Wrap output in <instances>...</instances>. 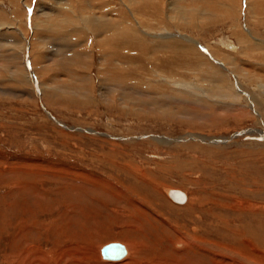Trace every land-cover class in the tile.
Returning <instances> with one entry per match:
<instances>
[{"label":"rangeland","instance_id":"374dc122","mask_svg":"<svg viewBox=\"0 0 264 264\" xmlns=\"http://www.w3.org/2000/svg\"><path fill=\"white\" fill-rule=\"evenodd\" d=\"M57 1L0 0V264H158L169 258L174 241L182 245L183 241L189 243L176 246L182 252V260L188 259L184 264H264V188L261 186L264 184V143H261L264 142V134H261L264 131V52L252 48L243 51L244 46L237 40L241 35L255 42L250 36L253 35L264 42V0H212V9L206 10L213 15L209 17L211 14L206 12L209 18L206 17V21L203 20L206 24L202 25L170 22L163 15L161 19L152 17V20L150 15L143 19L145 26L150 28L148 31H156L151 35L169 32L177 35L175 40L180 39L178 34L188 35L202 46L210 45L219 56L227 53L231 59H237L244 74L249 73L247 78H241L239 94L242 97L235 101L234 117L230 118V114L225 119L226 113L217 112L215 116L222 115L225 120L212 127L209 122L204 125L200 120L194 122V117H201L198 107L188 109L178 102L169 103V106L165 98L154 92L155 95L148 94L151 90L147 85L142 87L140 95L138 92L127 96H123L124 92H120L122 96L115 93L113 97L121 107L125 106V113L115 104L114 107L111 103L112 107L105 105L102 95L108 98L112 95L106 94L98 81L104 69L96 68L97 46L91 60L96 67L72 68L80 75L91 76L94 82L88 83L94 99H85L86 103L79 107L80 103L75 100H69L70 105H58L53 101L46 105L39 90L29 83L12 81L10 73L19 70L11 59L12 52H24L23 62L27 65L28 52L22 47L31 41L32 55L41 56L37 63L41 61L44 66L47 61L43 56L47 51L58 55V43L53 39L66 33L69 38L73 37L71 27L58 28L45 35L50 41L43 45L36 38L44 36L41 30L33 33V19L42 24L45 18L41 14L51 8L56 10ZM69 1L74 5L78 3L66 0ZM166 1L171 2L157 1L160 12ZM199 1L175 0L184 8L208 6V2ZM78 5L82 10V4ZM85 6L89 8L87 3ZM59 9L64 15L65 8ZM56 17L54 13L49 16L50 24L59 23ZM13 31H17L16 35ZM22 36H25L24 44ZM228 41L236 46V51L221 45ZM147 49L141 45L136 51L120 52L125 53V62H128V68L124 69L126 74L132 71L136 77L146 78L145 82L157 86V91L172 93L174 88L170 84L156 79L174 72L171 66L191 68L182 64L187 59L183 60L174 52L152 54ZM74 50L83 53V47L78 46L70 52L71 56ZM219 56L216 58L221 60ZM155 57L162 61L170 59L167 63L171 66L164 64L162 67V61H154ZM194 58L191 55L193 64L196 63ZM84 63L82 65L87 67ZM52 64L51 61V68L40 75L42 85L52 91L57 87L68 89L71 85L74 88L70 92H75L74 79L63 68L52 67ZM213 65L220 71L224 68ZM111 68L105 70L112 73ZM155 68L162 74L155 77ZM26 69L29 72V68ZM178 71L177 74L189 82H195V72L201 73V69L194 73ZM226 72L233 83L229 68ZM28 75L32 76L31 72ZM32 93L37 99H33ZM249 106L257 113L255 118L242 115ZM196 132L220 136L223 142L214 147L197 146L202 144L191 142L192 136H189ZM153 137L166 138L169 143H159ZM176 139L189 141H172ZM165 190L170 194L171 191L190 193L194 203L189 205L192 207L189 212L178 205L186 200L180 201L173 194L170 201L171 196L167 197ZM221 196L228 201L221 200ZM230 197L239 198L240 206L235 200L232 203ZM127 223L134 227L135 233L124 241L120 233ZM113 242L126 247V257L108 260L101 256L100 248ZM180 259L177 256L174 264H183Z\"/></svg>","mask_w":264,"mask_h":264},{"label":"bare ground","instance_id":"6f19581e","mask_svg":"<svg viewBox=\"0 0 264 264\" xmlns=\"http://www.w3.org/2000/svg\"><path fill=\"white\" fill-rule=\"evenodd\" d=\"M157 1L158 0H75V2H78V3H76L77 5L76 4L74 5V3H72L71 1L66 2V0H64V1L58 0L57 1L58 8H56V10H54V9L52 10V8H51V9H48V12L44 11V13H43L44 15L41 14V16L45 18V21H42V24H41V22L38 23L36 21V19H33L34 22L32 21V24H31L33 27L32 28L33 33L37 32V30L38 31L41 30V33L44 34V36L42 35L40 37H36L34 35L33 36L40 39L41 44L47 45L46 42L50 41L49 40L50 37L45 36L46 34L50 33L51 31H54L55 29H58V28L61 29L63 27L64 28H70L71 27L70 34L76 38V41H73V40H75V38L73 39V37L69 38V33L64 34L62 37L60 36L58 38L53 39V41L58 43L56 51L58 52L57 57L58 58L60 57V60L56 59L57 57L54 55V53L50 54L47 51L46 55L43 56L44 60L47 61L45 63L46 65H44V66L41 64V61L39 63H37L38 62L37 60H40L41 56H39L38 58L36 56H33L34 51H32L31 41L29 42L30 44L23 45L22 49L24 51L28 52V56H27L28 64L25 65L24 64L25 61L23 62L24 58H23L22 53H24V52H22V53L20 51L12 52L13 56L11 59L14 62V64H16V68H18L19 70L15 69L14 72L12 71L13 73H10L11 74L10 75L11 80L16 82L17 84H26V83L28 84L29 83L31 87L35 88L37 91L39 90L40 95H41V99L43 100V102L46 105H48L49 102H52V101H53V103L58 104V105H60V104L66 105V103L70 102L69 100H71V101L75 100L76 102L80 103L77 105L79 107L80 105L86 103L85 99H88V100L91 98L94 99V96H90L91 92H90V89H88V86H89L88 83L91 82V84H92L94 82H92L91 76L80 75L77 73L78 71L76 69L73 72L72 68H82V67L83 68H93L94 65H93L91 60L93 59V55H94L93 52L96 51V50H94V47L97 46L96 49H97V53H98V58H97L98 65H97V67L96 66H94V67L99 68V69H104V72L102 73V71H101V73H100L101 75L98 76L99 77L98 81H99L101 88H103L107 91L106 94L110 93V97L112 95L111 98H108L106 95H104V96L102 95V100H103V103L105 105L109 106V105L113 104V107H114V104H115L120 112L125 113L126 110H125V108H123L125 106L122 105L123 107H121V105L119 103H117L118 100L113 97L115 95V93L124 92L123 96H127V95H133V93L138 92L137 94L140 95L143 92L142 87L144 85H147V88H149V90H151V93H148V94H153V95L156 94L160 98L161 97L165 98L164 100L168 101V104L170 103L172 105V104L178 102L179 104L186 106L188 109H194L195 107L196 108L198 107L202 112L201 117H197V118L194 117L193 120H194V122L200 120L202 122L201 125L207 124L209 122L208 125L212 127L213 125H216V123H218L222 120H225L227 117H229L230 114H231L230 118L232 115H233L232 117H234V113L236 111L235 101L242 97V95L239 94L240 85L242 84L241 78L242 79L247 78L246 75L249 74V73H246V75L244 74L245 71H243L244 69L243 70L241 69L239 63L237 62V59H235V58L231 59L230 56L226 55L227 53L226 54L223 53L225 55L219 56L220 54H218V52L216 53V51L213 50V48L210 45H204L205 46L204 47L197 40H195V39H193L190 36L185 35V34H184L185 36L178 34V37L180 38L178 40H175V37H174L177 35H172L169 32H167L166 34H161L162 33L161 32L160 33L161 35H158V34L157 35H151V32L155 33L156 31H148V29H150V28H147L145 26V22H144L145 20H143L144 18H146L149 15L151 18L154 17V20H155V18L161 19L160 15H163L162 17L168 18L170 20V22L176 21L177 23H182L184 25L193 24V26H195V23H197V25H198V23H199V25H202L204 23V21H206L205 19L212 17V15H213L210 13L211 16L208 17V15H210V14L207 12L208 9L209 10L212 9V5H210V2L212 0H200L201 2L202 1H204L206 3L208 2V6H205L203 8H199L198 6L192 7V8L191 7L190 8H188V7L184 8L183 6L181 7L180 5H178L175 2V0L174 1L171 0V2H168V3L166 1L164 4L163 10L161 12L159 11L160 3H157ZM177 1H179V0H177ZM221 2H223V1H221ZM52 3H53V1H52ZM85 3L88 4L89 8H87V9L84 8V7H86ZM206 3H204V4H206ZM213 3H214V1H213ZM215 3H217V2H215ZM219 3H220V1H219ZM250 3H251V1H250ZM78 4H82V8H81L82 10H79L80 5H78ZM197 5H198V3H197ZM224 5H225V3H224ZM35 6H36V4H35ZM218 6H220V5L218 4ZM27 7H29V6H27ZM43 7H42V9H43ZM61 7L65 8V10H64L65 14L64 15H61L63 12L59 9ZM206 12L208 13V15ZM225 12H226V14H229V11L226 10ZM52 13H54L57 16L56 20L59 19L58 24H56V22H55V24H50V19L53 16L51 18H49V16ZM203 13L206 15H204ZM47 17L49 20L47 19ZM26 18H27V16H26ZM33 18H35V17H33ZM41 20H43V19H41ZM152 20H153V18H152ZM54 21L55 20H53V22ZM162 21H163V18H162ZM204 24H206V23H204ZM164 30H165V28H164ZM16 32L14 33V31H13L12 33H14L16 35ZM250 36L253 40H255V42L247 40L245 36H241V35L238 36V39H237L238 43L240 45L244 46L243 51L247 50L248 48H252L255 51H261V52L263 51L264 52V42H262L260 39L256 38L253 35H250ZM22 37H23L22 40H23V44H24L25 36H22ZM127 40H128V43L126 44ZM32 43H33V41H32ZM136 43H137V46L135 47ZM130 44H133L132 45L133 47H131ZM141 45L147 46L148 47L147 51L152 52V54H156V53L160 54L161 52H167V53L174 52L175 54L180 55L178 57L182 56L183 60L187 59L186 61H184L185 63L183 62L182 64H186L188 67H191V68H181V67L173 68L174 66H171L170 63H167L168 61H171L170 59H168L166 57L168 60L164 59L162 61L158 57L162 61V67H164V64H168L167 66H171V70L174 72H171L169 75L166 76V78L162 77V78H160V79L158 78L156 80L158 82L161 81L162 83L170 84L174 88L172 90V93H161L160 91H157V86L152 85L151 82H148V81L145 82L146 78H144L145 80H143V78L141 79L140 76L136 77L134 74H132V71H130L131 74L130 73H128V75L126 74L124 69L128 68L127 67L128 62L127 63L125 62V53L121 54L120 52L121 51H127L128 52L130 50L136 51V48H138V46H141ZM221 45H223L226 49H230V51H232V52L236 51V48H235L236 46L232 45L231 42H229V41L226 43L223 42V44H221ZM78 46L83 47V53H80L78 50H76V51L74 50L75 52L73 53V56H71L70 52H73V49L77 48ZM98 46H99V48H98ZM200 48L202 51L203 50H205L206 52L211 51V53H208V54H205V52L203 51L205 55L210 57L209 60L211 62L208 60L209 57L207 58V56H205L203 53H201L202 52L201 50H200L201 52L199 51ZM41 49H43V47ZM255 51H253V52H255ZM227 52H229V51H227ZM232 52H231V54L233 56ZM48 53H49V55H48ZM100 53H101V55H100ZM239 53H240V51H239ZM40 54H41V52H40ZM131 54H132V52H131ZM122 55L124 57H122ZM137 55H139V54H137ZM191 55L195 57L194 59L196 60V63L194 62V64L192 62H190L191 61V59H190ZM262 55H264V54H262ZM216 56H217V58L219 56L221 60H218L216 58ZM35 57H36V64L34 63ZM48 57H50V58H48ZM53 57H54V59H56L58 61L54 60ZM141 57H143V56L140 55V58ZM161 57H162V55H161ZM174 57H173V59H174ZM134 58H136V57H134ZM149 58H151V57H149ZM156 58L157 57H155V59H153V60L159 61V59H156ZM173 59H172V61H173ZM51 61L54 64V65L52 64V67L54 66L57 68H63V70L70 77H72L74 79L73 82H76V89H74V90H76L75 91L76 93L74 91L70 92L71 89L74 88L73 86L70 87L71 85H69V88L67 87L68 89H64L62 87H57L53 91L50 89V87L42 85V81L39 80L40 75L42 76L43 71H45L46 68H51ZM48 62H50V64H47ZM130 62H132V60ZM212 62L215 64H218V66H223L224 68L222 70H224V71L222 72V70L220 71L219 69H217L219 67H214ZM83 63L85 65H87V67H84L82 65ZM20 64H21V67H20ZM39 65H41V66H39ZM110 66L113 67V68H111V69H113L112 73H110V71L108 69L105 70V68H109ZM26 67L29 68V72H31L32 76H29L30 74L28 75L29 72L26 69ZM13 68H15V66ZM39 68H41V70H39ZM227 68H229V70L231 71L230 73L232 74V77H234L233 83L230 80V77L226 74ZM155 69L157 70V68H155ZM198 69H201L200 74H198V71L195 72V70H198ZM177 70H179V71L185 70L188 72L192 71L193 73L195 72L194 73V74H196V77H195L196 80L194 79L195 82L194 81L189 82V81L184 80L183 78L180 77L179 74H177V72H176ZM40 72H41V74H40ZM155 73H154L155 77L158 76V73L162 74V72L158 71V70ZM177 75H178V77H176ZM139 77H140V79H139ZM84 82L86 83V85L83 84ZM167 84H166V86H167ZM26 88H28V87H26ZM262 88H263V86H262ZM145 89H146V87H145ZM152 92H154L155 94ZM246 95H247V97L251 96V100H254V99H252V95H250L248 93H246ZM76 96L82 100L81 101L76 100V98H75ZM120 96H122V94ZM32 97L34 99L37 96L35 97V94L32 93ZM133 97H130V98H133ZM152 97L154 99L157 98L156 96H152ZM54 98H56V99H54ZM160 98H158V99H160ZM120 101H122V100H120ZM71 103H69L68 105H70ZM133 103H136V102H133ZM256 103H257V101H256ZM128 104H130V103H128ZM170 104H169V106H170ZM131 106H132V104H131ZM134 106H135V104H134ZM111 107H112V105H111ZM161 109H159V110H161ZM247 109L243 112L242 115L244 117L255 118L257 113H255V111L253 112V109L250 106ZM251 109H252V111H251ZM134 111H135V109H134ZM217 112L218 113L224 112V114L226 113V117H224L225 119L222 117V115H221V117L220 116L216 117L215 114ZM160 113H162V112H160ZM165 114H166V112H165ZM168 115H169V113H168ZM162 116H163V114H162ZM237 116L240 117V115H237ZM259 118L257 116V119H259ZM259 122H261V121H259ZM262 127L264 128V126H262ZM261 130H263V129H261ZM255 132L259 133L258 130H256ZM261 134H264V131ZM189 136H192L191 142L202 144V145H197L200 147H203L204 145L205 146L211 145V147L220 146L219 143L223 142V140H220L222 138L220 136H214V135L210 136V135H205L203 133H198V132H196L194 134H190ZM213 136L216 138H214ZM153 138L156 140H159L158 141L159 143L160 142L164 143V144L169 143V142H167L168 139H166V138H162V137H159V138L153 137ZM210 139H214V140H212V142L210 143ZM172 141H176V142L180 143V141L187 142L189 140L186 139L184 141V139H178V140L176 139V140H172ZM261 143H264V142L262 141ZM187 144H189V143H187ZM189 145L195 146L193 144H189ZM203 152H205V151L203 150ZM187 182H188V180H187ZM192 182L194 183V180ZM260 183H262V182H260ZM261 186L264 188V184H261ZM167 189H169V188H167ZM165 194L168 197L170 194L169 190H165ZM173 194H175V196L180 201L181 200L183 201V199L186 200L184 204L179 203L178 205H181V206L187 208L186 210H188L187 212H189L190 208H192V207H189V205L192 204V202H193L192 198L189 195L190 193L188 194V192L184 193L182 191H178V192L171 191L170 196L171 195L173 196ZM172 196L170 197V199L168 198L170 201H172V199H171ZM221 197H222V198H220L221 200H225V201L227 200V198H223V196H221ZM217 198H219V197H217ZM230 198H232L231 201L235 200V202L238 204V206H240L241 202L238 200L239 198L238 199L237 198L235 199L233 197H230ZM197 199H200V197L199 198L197 197ZM212 199H214V197H212ZM204 201H205V199H204ZM208 201H209V199H208ZM214 202H215V200H214ZM232 203H234V201ZM199 204H200V201H199ZM176 205H177V203H176ZM253 205H255V204L253 203ZM237 208H240V207H237ZM261 208L262 207H260V209ZM193 209H195V208L193 207ZM263 209H264V207H263ZM211 210L212 209H210L209 211H211ZM214 215H215V212H214ZM263 216H264V214H263ZM198 221L200 222L199 218H198ZM123 227L124 228L121 230L120 237L124 238L122 240L128 241V237H130L129 235H131V233H135V229L132 225H129V223H127ZM246 227H247V225H246ZM248 227H250V226H248ZM243 229H245V228H243ZM192 237H194V236H192ZM154 239H156V238H154ZM86 242H87V240L86 241L84 240V243H86ZM114 243H117L118 245H120L122 247V249L124 250V255L120 259H122L123 257H126V255H127L126 247H124L123 245H121L118 242H113L111 244H114ZM181 243L182 242H179V241L175 242L174 241L172 243V246H171L169 258L164 262H159L158 264H174V260L176 261L177 256L181 257L180 262H182L183 264L185 263L186 260L188 261V259L182 260V256H181L182 252L179 249H176L177 248L176 246H185L187 244V243H185V241H183V245ZM188 244H187V246H188ZM107 245H109V244H107ZM127 245H128V243H127ZM105 246H106V244H105ZM105 246H102L100 248V253H101L102 248ZM217 248H220V247L218 246ZM185 250H186V248H185ZM122 264H125V263H122Z\"/></svg>","mask_w":264,"mask_h":264},{"label":"water","instance_id":"95a60500","mask_svg":"<svg viewBox=\"0 0 264 264\" xmlns=\"http://www.w3.org/2000/svg\"><path fill=\"white\" fill-rule=\"evenodd\" d=\"M101 255L108 260H118L124 255V250L120 245L109 244L102 248Z\"/></svg>","mask_w":264,"mask_h":264}]
</instances>
